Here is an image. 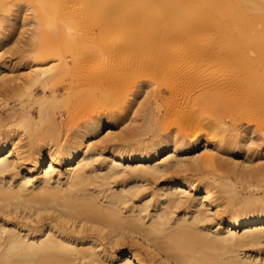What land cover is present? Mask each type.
Listing matches in <instances>:
<instances>
[{
  "label": "bare ground",
  "instance_id": "6f19581e",
  "mask_svg": "<svg viewBox=\"0 0 264 264\" xmlns=\"http://www.w3.org/2000/svg\"><path fill=\"white\" fill-rule=\"evenodd\" d=\"M29 9L27 23L21 16ZM19 21L33 26L28 60H58L30 67L16 82L28 102L9 111L7 125L0 123V264H264L242 255L264 241V199H239L231 190V208L223 212L210 190L215 180L204 173L215 162L207 153L213 142L169 132L163 118L181 110L175 105L169 113L160 88L147 94L151 83L143 80L177 72L184 81L205 84L193 105L208 111L213 78L209 71L200 76L198 68L238 60L246 70L257 67L244 73L243 84L264 93L263 56L239 53L228 35L240 33L250 44L247 34H259L264 41V0H0V43ZM93 30L100 42L87 50ZM201 33L224 36L223 44L218 36L206 46L193 44ZM178 43L179 51H170ZM94 60L101 69H84ZM188 60L193 68L184 65ZM4 77L0 83L9 87L12 80ZM32 87L42 94L36 97ZM175 92L177 102H189L191 94ZM183 111L184 121L194 119L191 110ZM125 115L132 124L143 116V124L113 134ZM238 131L230 147L245 157L257 139Z\"/></svg>",
  "mask_w": 264,
  "mask_h": 264
},
{
  "label": "rangeland",
  "instance_id": "374dc122",
  "mask_svg": "<svg viewBox=\"0 0 264 264\" xmlns=\"http://www.w3.org/2000/svg\"><path fill=\"white\" fill-rule=\"evenodd\" d=\"M30 11H26L23 14L24 17L21 16L23 18V19L21 18V20H24L25 22L29 23L30 22L29 20H31L32 16H33L32 10H30ZM29 14H30V16L28 17L27 15H29ZM25 17H26V19H25ZM88 19L94 20V17H90V18L88 17ZM24 21L23 22L19 21V22H22L23 24L19 23L18 26L14 27L12 29L9 28L10 30H8V31H10L12 33L9 32V35L7 34L6 37L3 38V41L0 43V79L2 78V76L3 77L5 76L4 77L5 79L3 78L4 80H7L8 78L10 80H12V83L10 82L12 85L9 84V87H7V85H6V87H4L5 84L4 85L2 84L3 85L2 86L0 83V95L3 96L4 99H6V100L3 99V101H0V113H1L0 114L1 115V122L0 123H4L6 121V123H4L6 125L8 124L7 122H8L9 111L11 109L20 108L21 105L26 104V101H27V99H26L27 98V92L24 91L25 88L21 90L22 86L19 85V87H18L17 83L20 84L21 81L25 80V78H26L25 76H27L26 74H28L29 72L32 71V70H30L31 69L30 67H32L34 70V68L36 69V68L40 67L41 65L50 64L51 61L54 62L55 58H56V57L51 58V60L49 59V61L47 60L43 63L40 62V64H38L37 62H35V60H33L34 63H36V64H34L32 61V56H30V54H29V56L31 57V59H30L31 61L28 60L29 58L27 57V55H28L27 53L29 51V53L32 54V50H33L32 48H34V45L31 42L32 38L30 39V37H31L30 36V34H31L30 29L33 28V26L32 27L30 26V29H29L28 28L29 26L27 27L26 26L27 23H25ZM24 23H25V25H24ZM22 26H24V28H22ZM20 29L22 32H20ZM0 30H1L0 32H3L2 29H0ZM12 30L13 31L15 30V32H13ZM208 34L209 33L197 34L195 39L192 38L193 41L190 39V42L192 41V42H194L193 44H195V43L197 44V41H198L199 43L202 42L206 46L209 43V41L212 40L213 38H214V42L216 41V39L220 38L219 35H216L215 33H211L212 37H209V38H211V39H209L208 36H210V35H208ZM233 34H235V35H233ZM228 35H231V37H233L234 40H236V44L239 47V49H240V47H241V49L243 48V50H241V49L239 50V53H240V51H242L244 55L247 53L250 56L252 55L253 58H255L256 56L261 54V56H263V58H264V41L261 38L259 39V36H258L259 34L258 35L257 34H247V36L250 37V41H249L250 44L244 40H241V37H240L241 34L240 33L230 32V34H228ZM0 36L2 37V34ZM216 36H218V37L216 38ZM223 38H224V36H222L221 39H218V41L220 40V44L223 42V40H222ZM206 40L208 41V43ZM221 40H222V42H221ZM99 42L100 41H99L98 32L93 30V31H91L90 35L87 37V40L85 42L84 47L87 50L95 49L98 46ZM180 45H181L180 43H178V46H177V44L176 45L174 44L171 46L172 48L169 47L168 49L171 48L170 51H173L174 49L176 50V49L180 48ZM215 46H217V45H215ZM218 46H217V48H218ZM220 46H222V45H220ZM246 49H248V50H246ZM24 51H27V52H24ZM178 51H179V49H178ZM23 53H25V54H23ZM60 53L61 54H59V55H62L65 58L67 57L68 61L70 60V56H69L70 54L69 53H68L69 57L65 56L64 51H60ZM239 53H237V54H239ZM241 54H239L240 57H241ZM66 55H67V53H66ZM56 60H58V59L56 58ZM94 61H96V62H91V64L85 65L84 69H86L87 66H88L87 69L91 70V71L97 70L96 69L97 67H98V69H101V66H100L101 63L99 62V60H94ZM213 62H215V61L212 60V62H209V65H207L208 63L202 64L201 65L202 68H200V67L198 68V72L200 69V72H199L200 76H205L204 78H207L211 75V77L213 78V81H211V83H210V86H212V87H210V86L209 87H210V89H213L215 92L213 93V91H211L210 89H208V91H207V92H209V91L211 92V93L209 92L210 95L208 94L210 99H211V100H209V102L210 101L211 102L208 106V109H207L208 111H205V110L203 111V109L200 110L201 108L199 109L198 108L199 106H196L197 103L193 105V103H195L194 100L199 99V97L202 95V92L204 93L205 92L204 90L207 89L204 87V90H203V85L205 86V84L200 85L197 82H191L189 80L184 81L182 79V77H180L181 76V75H179L180 73L177 75V72H174L175 75L172 72H171V74H162V73L158 74L157 73L158 75H156V76H155V74H152V75L148 74V76H147V74H145L146 77L144 76L143 80L146 79L148 82L147 83L148 85H149V83H151V85L149 86L150 88L148 87L146 90L147 94H148V91L150 94V91L156 92V91H158L157 89L160 88L159 91H161V93H162V96H161V98H163L162 101H164L166 104H168V105L164 104L165 105L164 107L167 106L170 108V109L167 108L168 110L166 108H164V109H166L168 112H169V110L171 112H173L175 105H177L176 109L179 108L181 110L179 112V114H178V110H177V112L174 113V114H176V116L174 114L173 115L168 114V116H171V117H166V119H165V117L163 118V120H165V124H164L165 128L166 129L168 128L169 132H172V131H173V133L177 132L180 136H182V138H185V139H189L192 135L199 134L200 141L208 140V141L213 142L214 146L211 147V149L209 151H207V153H209L215 159V162L212 166L205 168L204 173H205V176H207L209 178H213L215 180L214 184L210 187V190H211L213 196H215L217 198V203L219 204V208L221 210H223V212H224V211H227L231 208V199H230L231 198V190L234 191L235 194H237V197L239 199L240 198L241 199L242 198H250V197H255L257 199H264V151H263L264 150L263 149L264 148V93L263 92L260 93V91L259 92H257V91L253 92L252 90L249 91V88L247 87V85L243 84V82L245 83V80H246L245 74H247V71H250V69L252 71V68L257 69V67H253L254 65L251 66L252 65L251 64L250 67H252V68L248 67V69L246 70L244 68L245 66H243L244 63L239 62L238 60H237V62L235 61V62L229 64L230 67H228L227 63L225 64V62L219 63L220 66L218 65V63H213ZM28 63H32V65L34 64L33 66H35V67H33L31 64H28ZM194 63H195L194 60L193 61L188 60V62L186 61V63L184 65L187 64L186 66L193 68L192 65ZM241 63H243V64L240 65ZM234 65H235V67L237 66V68H235ZM36 66H38V67H36ZM226 66H227V68H226ZM239 66H240V68H239ZM241 66H243L242 68H244V69H242ZM205 67H206V69L202 71V69ZM234 68H235V70H234ZM227 69L230 71L232 70V71L229 72ZM236 69H238L239 72ZM28 70H29V72H28ZM253 71H254V69H253ZM204 72H208L209 76H207L208 73H205L207 75H204ZM225 73H227V74H225ZM216 74H217V76H216ZM228 74H230V76H228ZM234 74H235V76H234ZM168 75H171L172 79L174 76V81L171 78H169ZM222 75L225 77H223ZM178 76L181 79L177 78ZM142 77L140 76L139 79H142ZM164 77L167 79L169 78V81L167 79H165ZM220 77H221V79H220ZM11 78H15V79H11ZM153 79L155 81H153ZM160 79H161V81H160ZM177 79H180V80H178V82H177ZM146 80L144 82H146ZM157 80H159V81H157ZM165 80H167V81H165ZM171 80L173 81V83H170V82H172ZM226 80H228V81L226 82ZM231 80H233V81H231ZM237 81H238V84H237ZM1 82H2V80H1ZM166 82L168 83L167 85H166ZM186 82L187 83L189 82L191 84H189V83L187 84ZM161 83H164V84H161ZM226 83H228V84L226 85ZM170 84H171L170 87H171L172 92H175V90H176L175 93L177 95L174 93V96L176 95L177 97H180L183 92H184L183 95H185V94L187 95L188 93L191 94L190 96L192 98L189 96V94H188L189 97L187 96L189 98V102L186 103L185 99H184V102H181V101H183L181 99V101L178 100V102L180 104L179 105L177 100L173 99L171 97L173 94H172L171 90L169 89ZM176 84H178V85H176ZM192 84L195 86H193ZM189 85L190 86L192 85L193 89H192V86L190 87ZM172 86H173L174 91L172 89ZM184 86H185V88L187 87V89H185ZM197 86H201V87H197ZM213 86H215V87H213ZM221 86H223L224 88L221 89L220 88ZM242 86H244V87H242ZM15 87H17V88H15ZM194 87H196V89H194ZM154 88H155V90H154ZM182 89H183V91H182ZM184 89L186 91H184ZM217 89H219V90L217 91ZM5 90L7 91V93L8 92H10V94L12 93L11 95L9 93L8 94H9V96L14 95L13 98L10 97V98H8L9 100H7V97H9V96H8V94H6ZM40 90H41L40 87H32V92L35 94L36 97H39L42 94V92H41L42 90L41 91ZM177 90H179L182 93H179V91H177ZM246 91H249V93ZM251 91H252V93H251ZM151 93H153V92H151ZM211 95L215 98L214 101H213ZM3 97H1V98H3ZM142 97L144 98V96H142ZM143 98L140 97L139 101H142L141 99H143ZM170 99H171V102H170ZM190 99H192V104L190 103L191 102ZM221 99H222V101H221ZM167 100L169 103H173V104L172 105L169 104L167 102ZM174 100H176L177 104L175 103ZM4 101L6 104L4 103ZM164 102H162V103H164ZM190 105H191V107H190ZM210 105H211V107H210ZM35 106L36 105H34L33 107H35ZM192 106H195L197 108L193 107V109H194V111H193L191 109ZM201 106H202V104L200 105V107ZM186 107H187V109H186ZM202 107H204V106H202ZM171 108H172V110H171ZM60 109L62 111H65V109L64 110L62 109V107ZM118 109L116 110L117 116H119L121 111H122L121 108L119 110ZM183 110H185V112L188 110H191L192 112H194V113H192V112L189 113L190 116L195 115L194 119L190 117V119H189L190 121L185 120V121H187V123H186L184 121L185 117H183V116H185V115L187 116L188 112H186V114H185ZM182 111L185 115L182 113ZM5 112L7 113V116H5L6 115ZM132 116L134 117V115L130 113V115L128 117L130 119L131 118L133 119ZM125 117L121 120H118V122L115 123V125L111 127V131L114 132L113 134L120 133V131L122 132L124 129L125 130L130 129L132 127V125H134V127H137L138 125L141 126L143 124L142 123L143 121H140V120H144L143 116H138L136 118L137 121L135 120V123L137 122V124H136L137 126H135V123H133V124H132V122L129 123L126 115H125ZM186 118H188V117H186ZM5 119H7V120H5ZM81 120H83V119H81ZM192 121L194 122V124L192 123ZM220 122H223L225 124L222 125ZM128 123H129V125H128ZM182 123H184V124H182ZM177 130L180 132H178ZM238 130L243 131L244 133L246 132V134L254 137V140L257 139L256 142L254 141L255 142L254 144H251L252 146L248 149L249 151L248 150H247V152L245 151L246 152L245 157L244 156L243 157H236L235 153L232 152L233 151L232 147H230L231 144L235 143V141H236V134H237L236 131H238ZM105 133H107L106 130L103 131V133L101 132L99 135V138H100V136L102 137V135H104ZM147 136H149V135H145L143 137V139H147ZM232 141H234V142H232ZM220 145H223L224 149L218 147ZM202 152H203V150H198L195 152V154L198 155ZM235 163H238L239 166H237V167L235 166V168H234L233 165H235ZM183 174H181V175L191 178L190 180L197 179V177L194 176L193 173H183ZM222 182H225L226 185H223ZM152 186L155 187L156 184H152ZM242 255L245 257L250 256L251 258L257 259L258 261H264V241L259 246L250 247V248H246V249L242 250Z\"/></svg>",
  "mask_w": 264,
  "mask_h": 264
}]
</instances>
